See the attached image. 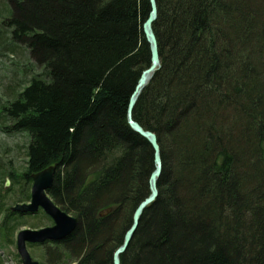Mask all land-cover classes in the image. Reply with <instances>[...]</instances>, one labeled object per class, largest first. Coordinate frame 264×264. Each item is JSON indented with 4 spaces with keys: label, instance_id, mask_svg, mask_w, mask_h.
Masks as SVG:
<instances>
[{
    "label": "trees",
    "instance_id": "1",
    "mask_svg": "<svg viewBox=\"0 0 264 264\" xmlns=\"http://www.w3.org/2000/svg\"><path fill=\"white\" fill-rule=\"evenodd\" d=\"M156 7L161 67L132 118L156 136L162 171L120 264H264V0ZM149 12L148 0H0L6 41L42 71L0 106L29 138L20 179L56 165L47 195L77 220L47 245L58 264H113L149 195L153 151L127 122Z\"/></svg>",
    "mask_w": 264,
    "mask_h": 264
},
{
    "label": "rangeland",
    "instance_id": "2",
    "mask_svg": "<svg viewBox=\"0 0 264 264\" xmlns=\"http://www.w3.org/2000/svg\"><path fill=\"white\" fill-rule=\"evenodd\" d=\"M155 22L156 20L152 24V30ZM0 31L1 106L6 102H11V100L15 98L16 94H20L22 89H24L28 85L29 81L33 77H40L42 71L40 69V66L31 59L29 52L24 47L20 46L17 47V49H12L16 47H14V45L12 46V44L6 41L7 35L5 31L3 29H0ZM247 39L250 40V38ZM251 39L254 41H249L251 47L253 46V44L255 46H258V43L256 41L258 39V36L255 35V37H252ZM9 49L11 51H15L11 52L9 51ZM252 49L256 51L254 48ZM253 54L256 55L255 52ZM261 59H264V55L261 56ZM250 61V63L256 61V56L252 57ZM11 127L12 122L10 120L0 119V264H22L16 250V237L20 231L39 230L53 226L52 220L43 212L42 209H38V211L34 214H20L11 211V209H13L16 205L28 204L30 202V193L33 184L31 176L30 182H25L20 179V175H23L25 173V153L26 146L29 143V138L25 132H14L11 130ZM162 137L163 147H167L168 143L165 141L166 139H164V136ZM14 174H16L15 176H17V180H15V182L13 180H10V184L6 187L5 181L7 179L9 180L10 176ZM8 190L10 191L7 192ZM251 198V200H254V198L256 199V196H252ZM5 210H8L13 215L7 221L8 223L6 224V226L1 227L2 221L5 217ZM103 212L104 214L107 213L106 210ZM50 243L54 242H47L43 245L27 244V251L30 255L31 260L33 262H37L38 264H58V261H55V257L57 256L59 246L56 245L54 247H51L57 249L52 252L53 256L55 257H51L50 260L46 252V249L48 248L47 245H49ZM62 259L65 260V257H62Z\"/></svg>",
    "mask_w": 264,
    "mask_h": 264
},
{
    "label": "water",
    "instance_id": "3",
    "mask_svg": "<svg viewBox=\"0 0 264 264\" xmlns=\"http://www.w3.org/2000/svg\"><path fill=\"white\" fill-rule=\"evenodd\" d=\"M150 5V13L147 20L142 25L144 38L149 45L150 50V65L144 70L130 96L127 108V122L130 128L139 136L146 139L153 151L154 170L150 175L148 186L149 195L138 205L132 215V222L129 229L126 231L122 245L113 254V264H120V256L126 251L132 237L138 227L140 218L144 210L152 204L158 196L157 181L162 171V161L160 156V148L157 143L156 136L148 131H144L132 119V110L135 106L137 98L141 91L149 84L154 73L160 68L158 44L152 30V24L156 20L155 0H148ZM56 171V165L31 176L33 181L30 202L28 204L16 205L12 212L20 214H34L38 209L43 212L52 220L53 226L39 230H22L18 233L16 239V250L20 257L22 264H38L33 262L27 251V244L42 245L47 242H60L67 238L75 230L77 220L60 210L52 200L47 196L46 192L52 186V180ZM9 185L8 180L5 181V186ZM108 212V211H107Z\"/></svg>",
    "mask_w": 264,
    "mask_h": 264
},
{
    "label": "bare ground",
    "instance_id": "4",
    "mask_svg": "<svg viewBox=\"0 0 264 264\" xmlns=\"http://www.w3.org/2000/svg\"><path fill=\"white\" fill-rule=\"evenodd\" d=\"M154 5H155V8H156V12H157L156 0H155ZM149 13H150V12H149ZM148 15H149V14H148ZM156 16H157V14H156ZM147 18H148V16H147ZM156 18H157V17H156ZM146 20H147V19H146ZM146 20H145V21H146ZM143 24H144V23H143ZM49 167H51V166H49ZM49 167H48V168H49ZM46 169H47V168H46ZM7 180H8V179H7ZM8 182H9V184H10V181H9V180H8ZM17 235H18V234H17ZM16 239H17V237H16Z\"/></svg>",
    "mask_w": 264,
    "mask_h": 264
}]
</instances>
